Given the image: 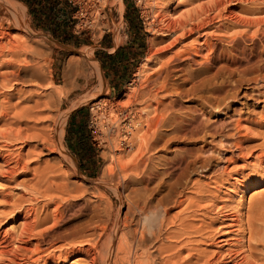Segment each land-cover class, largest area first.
<instances>
[{"label": "rangeland", "instance_id": "obj_1", "mask_svg": "<svg viewBox=\"0 0 264 264\" xmlns=\"http://www.w3.org/2000/svg\"><path fill=\"white\" fill-rule=\"evenodd\" d=\"M197 1L202 3L201 0H196V2L195 0H192V2L190 0H72L74 8L77 7L74 31L71 29V35L69 36H66V34L59 36L50 30V25L45 26V23H41L35 16L30 14L27 11L26 5L21 1L0 0V31L9 32H4L5 34L0 36V52L2 49L5 56L8 57L9 55V58L6 57V59L3 58V54H0V56L2 55V59H5V61H2L0 57V61L2 62L0 63V264H69L70 262V264H72L73 261L71 260L76 259L77 260L74 261L76 263L73 262V264H89L90 262V264H112V256L115 250L110 248L109 251L107 248H101V246H103L102 243L109 230L114 228L123 218L124 212L129 211V214H126L131 216L130 208L136 210V207L141 206L143 202L145 206H142L146 209L143 208L145 210L142 211L136 210V212L135 210H131L134 217L126 216V221L128 224L130 223V228L132 221L138 220L139 226V215H141L142 219V214L144 212L149 217L150 230L152 233L149 232L150 230H146L147 233H145L146 231L144 232L147 238H145L144 242L148 244L143 246V242V244L138 245L137 248L138 250L144 249V251H149V256L151 255L149 259L153 260L151 264H167V261L168 264H231V262L236 263L235 261H237V264H264V62H262L264 59V45H262L264 44V38H262L261 43H256V50H263V52H260L259 55L254 54L251 57V61L249 60L246 62L247 64L244 63L245 61L243 60H237L238 62H231L232 60L223 62L225 61L224 59H218L211 65L213 68H206L207 70L202 69L197 75H191V77L184 74L183 80L175 79L174 76L177 75L175 74L176 71H173V68L183 62V64H188L189 61L186 62V56L191 57L190 55L192 54L191 58L193 59L197 57L199 59L200 57L204 59V55H201L204 51L207 52V50L201 46L202 49L199 51L200 55L198 53L193 54L195 50L193 51V46H189V42L190 40L192 41V38L194 35L196 36V34L186 35V37L181 36L180 38L182 40H180V42L175 41V46L173 45L171 50L175 51L179 45L180 49L177 48V51L182 52L179 55L183 60L177 63V65L175 63L173 64V61H169L170 59L172 60V56H168L169 60L166 57L168 53L172 55V51L167 47L170 35L169 37L167 36L166 30L161 32L163 22L160 21V19L162 17L160 16L158 21V19H156L158 17H156L157 15L155 16V13L160 11L161 14H164V16L162 15L164 18L168 15L166 18L170 19L176 18V16L180 17L181 15L184 17L186 11L187 14L190 11V13H192V9L201 4ZM256 1H258V3L260 2L257 5H261L264 0ZM192 3L197 5L193 6ZM203 3L206 2L203 1ZM228 4L231 7L233 6L232 8L234 9L238 8V1H230ZM252 5H256V3ZM263 6L262 8H264ZM190 8L191 10L189 11ZM263 11L260 13L262 14ZM72 14L73 11L70 16L72 19L71 25L75 20ZM217 17L218 16L213 17L214 19H212L216 23L212 21L214 24L211 23L210 26L204 28L205 30L207 28L206 33L207 31L210 32V28L212 30V27H214L215 24L217 25V23L225 25V18L219 16V19L220 17L223 18L219 20ZM215 18L219 20V22ZM14 19L16 21H14ZM152 20L154 24L151 23ZM154 20L158 24H156ZM160 22H162L161 25ZM236 26H230V28L232 27L234 29L232 30L231 28L232 31L229 30V28L225 29L224 26H221V28L228 30V32L236 31L235 28L237 30L243 28L242 26L240 27V25ZM251 26L249 25L248 30L250 28V31H253L254 29H252ZM154 27L156 29H154ZM158 29H160V31ZM202 30L203 29H201L200 32ZM206 36L208 40L215 39L212 37L215 36V34H207ZM202 37L204 38L203 34L199 35V40H202ZM6 38L7 42L5 41ZM152 39L156 44L153 43ZM2 41L3 44L5 41L6 44L4 45L7 46L8 44L7 48L1 44ZM186 42L188 45L185 46V44H187ZM181 43L185 47H183ZM191 44L190 42V45ZM1 45H3L4 48ZM260 45L261 48H258ZM12 46L15 47L17 50L16 52L19 51L18 53H21L23 56L22 58H24V55L25 59L28 58L26 60H29V64L34 61L40 63L41 60H43L41 63L45 65L47 79H43L40 76L34 77L31 74L27 76L26 72L29 73V68H27L26 71L25 69L26 66L29 67L30 65H28L25 59L22 60L21 57H18L21 55H18V53L16 54ZM21 46L26 47V52H24L25 49ZM161 46L165 47L159 50L158 47L161 48ZM10 47L13 48L14 51L12 48L11 50L14 55L16 54L15 57L18 55V61L21 59L20 63L23 61L22 63L24 64L15 61L17 57H12L13 54L10 51ZM183 48H186L188 53ZM7 49H9L10 54L8 53L9 51H6ZM150 50L153 51V54L150 53L152 55H149L150 58L152 57L150 59L151 62L148 61L147 66H145V64L143 66V61L148 56ZM20 51L25 54L23 55ZM10 56L15 59H11ZM198 58V61L195 60V62L200 64L202 59H200L199 62ZM164 59L167 62H171H168L171 65L166 64V61L163 62ZM255 61L257 63L260 62V65L257 64V66L255 65L256 67L253 66L254 63L256 64ZM195 62L192 64H194V67H197L199 64ZM237 63H239V65L242 64L239 66ZM13 64L20 65L21 67L14 66ZM156 64H160V66ZM164 64L173 67H168L171 70L173 69L171 73L174 72L170 79H172V82L176 80L175 85L182 84V87L180 85H176L175 87L176 89L178 87L180 91L174 88L170 80L169 83H167L168 81L165 82L163 87H167L171 83L173 85L172 88L171 84L170 87L168 86L169 88L162 89L159 87L161 85L160 83L163 82V75L160 72L164 71L161 68L160 70L158 69L159 67L164 68ZM192 64L186 66L188 68H194ZM214 64L215 66H213ZM9 66L12 67V70H9V68L11 69ZM156 66L158 67L156 68ZM217 66H222L223 70L221 72H223L224 78L221 79L219 77L221 72L218 73L214 80V77L210 78L209 81L213 83H209V86L208 79L205 77L210 74V70L212 73ZM249 66H252L250 68L251 70L254 68L255 70L251 71L248 69L249 71L246 74V70ZM13 67L15 68L13 69ZM228 67H231V69L233 68L232 71L235 69V71L232 72ZM239 67L240 69H238V72L244 75L246 74L245 76L241 74L245 79L236 72V69ZM23 68L25 72L22 71ZM212 69L214 70L212 71ZM226 69L230 71L229 73L231 74L229 76L230 78L228 77L227 79L225 78ZM242 69L243 71L245 69V71L242 72ZM224 70L226 71L224 72ZM19 71L23 73L20 76L18 74L20 73ZM153 71L160 73L161 76L159 75V77L162 81H159L161 82L158 81L159 77H155L157 75L156 72L154 73ZM206 72L208 74H206ZM136 73L138 76H135ZM200 73H202V75ZM234 73L237 75L235 74L236 76H232ZM141 74L144 75H142L144 78L139 76ZM223 74H220L221 77ZM148 75L150 77L146 78ZM26 76L31 78L32 83H30L31 81L28 79L24 80L27 78ZM197 76L203 77L195 79ZM154 77L156 79H153ZM9 78L15 81L11 82ZM134 78L136 81H133ZM145 78L148 80L146 84L149 89L146 87L147 85H145ZM191 78L192 81L189 80ZM233 78L234 80H232ZM40 79L47 84L43 83ZM143 79L145 81H143ZM185 79L188 80L189 83L188 81L186 82ZM228 79H230V81L232 80L235 84ZM239 79L241 83H237L236 85V82L240 81ZM216 81L218 84L215 83ZM149 82L152 83L151 86H149V84H151ZM192 82H194L195 85H193ZM227 82L230 83L231 87ZM137 83L139 84L138 86ZM205 83L208 85H205ZM214 83L215 88L210 91L209 87H211V85L214 87ZM157 84L159 86H156ZM197 84L202 87H198ZM47 86H49V89ZM216 86H219L218 88L220 89ZM155 87L157 88V92L156 89H154L156 93L153 91ZM196 87L203 91L200 92ZM144 88L148 90L149 94ZM159 88L162 89L161 93L166 89L164 98H162L163 96L161 97L163 93H158ZM170 88L172 90L174 88L176 92L174 90H171V93H169L170 91L167 92ZM53 89L56 92H54V96H47L48 91ZM127 90H129V94L132 96L127 98L128 102L126 103L127 100L124 101L122 95ZM135 90L137 91L135 92ZM183 90L187 91V95H185L186 91L184 93ZM188 90H193V92L189 91L188 93ZM182 91L183 96L181 94ZM57 92L60 93V95ZM150 93L151 95L153 93L151 98L149 97ZM154 93L156 97L163 100L165 103L168 100V104L171 103L173 98H178V102L176 101L177 99H174L170 104L171 106L166 105L169 108L172 107L166 110L169 115L174 112L172 110L177 109L178 111L175 110L177 114L174 115L173 113L171 115L173 118L169 116V121L167 119L168 122L163 126L161 125V132L164 134H160L158 136L159 139L156 137L152 142V144L155 143L157 146L153 144L156 146L155 147L151 144L154 147L152 149L151 146H148L150 148L144 146L148 151L145 149L143 150L142 147L143 153L140 154L142 152L140 149L141 146H138L139 148L137 149L136 145H138V141L130 132H134L133 134L140 132V129L136 126L135 120L139 118V112L146 110L143 112L142 117L149 114V109L147 110V108L151 109V105L149 106L148 103L150 100L152 101V99H154ZM166 94L172 99H167L168 97L165 98ZM142 95L147 100H145ZM216 99L217 101H215ZM35 100L36 102L33 103ZM46 100H49V104L51 101L55 103L54 105L51 104L53 107H50L49 104V108L48 106H44V103L47 105L45 102ZM132 100L133 102H131ZM37 101H39V103L42 102L39 104L40 107L37 109L32 108L34 104L38 105ZM96 101L99 103L95 104ZM121 101L123 102L122 104H120ZM136 101L139 104H137ZM176 102L179 104H176ZM211 103L214 106L217 104L220 105L216 108V106L214 107ZM91 104L94 106L90 109L89 106ZM142 106L145 110L142 109ZM173 106L176 107L174 108ZM139 108L141 109L139 110ZM34 111L36 114L38 112V114H41L39 116L35 114L37 117H34ZM189 111H192L194 116H192L193 114H189L191 113ZM29 112L31 115L26 116ZM178 112L181 114L179 115ZM186 114L191 116V120L192 118L194 119L193 123L189 122L190 119ZM112 115L114 117H112ZM174 116L183 119L187 117V119H189L187 121L188 124L178 121ZM113 118H116V120ZM121 118H123L124 121ZM201 121L203 123H200ZM116 122L118 126H120L117 137L120 135L119 138H122V134H126L125 130H130V134H126V139L129 138L128 142L125 141L121 143V153L119 149L115 148L116 146L110 145L109 141L111 142L113 138V131L106 128L108 125L113 128L114 125L112 124ZM171 122H173L171 125L172 127H170L169 130L166 129L168 125L170 126ZM176 123L179 126L176 125ZM183 124L187 126H180ZM191 124L194 125L191 126ZM184 127L187 128L185 129ZM178 131L181 132L176 134ZM183 131H185L186 134ZM165 132H173L174 134H166ZM44 136L51 138V140L48 138V143L53 141V143H49L50 145L55 144L52 145L50 149L46 147L48 144L45 139L47 138ZM160 136L162 138H160ZM130 137H133L132 142L130 141ZM43 138H45L44 140L46 143L42 140ZM134 142H136V145ZM125 143L130 145H125ZM134 145L136 147H134ZM38 146L40 151L38 150ZM46 148L48 149L43 150ZM149 150L150 153H148ZM113 151L116 152L113 153ZM136 152L140 153L138 154ZM144 153H146V155ZM147 153L152 154V156ZM114 154L115 156L122 155L121 159H124H122L120 163L124 166L122 167L120 165L121 170L117 169L120 168V166L118 165L119 162L114 160L118 157H115ZM111 155L114 157L109 158ZM147 155L148 158L145 159L146 162H144V164L142 160L146 158ZM141 157H143L142 160ZM135 158L138 159L135 160ZM149 159L151 160L149 161ZM111 160L112 162H109ZM139 160L142 161L140 165L136 164ZM123 161L127 163L125 162L126 164L124 165L122 164ZM134 161L136 162V167H138V165L142 167L135 169L133 166L132 168ZM110 164H112V171L108 170V172H111L108 174L106 171L108 168L106 167ZM116 164L118 166H116ZM129 164L132 165L130 166ZM128 165L130 167H128ZM130 168H132L131 171L129 170ZM140 168L142 170L136 172L137 175H135L133 169L138 171ZM128 171L133 172L134 177H132V173H130L131 176L129 177V175H127L129 174ZM45 172H47V176ZM125 172L127 173L125 174ZM64 173L67 175L65 177L69 180H65ZM55 174L60 177L63 175L64 180L58 178V176L55 178L53 176ZM127 178H129L128 181L126 180ZM237 179L240 181V186L245 188V190L244 188L242 189V187H240L241 189L239 188L242 190V195L241 193H234L236 188H238L236 185ZM58 181L60 182L58 183ZM75 182H77V185H75ZM61 183H66L63 185H66V187H62L63 189L65 188V190L67 189V195L69 190H72L69 192V194L72 193L71 196L69 195L70 198L65 197V191L63 195L56 192V189H61V187H59ZM78 183L83 188L85 187L84 190L86 191H81L80 189L83 188H81ZM144 183H146L147 189L143 190V193L139 190L144 186ZM57 184H59V186H57ZM53 185L58 188L55 187L56 189H54ZM73 185L78 187L74 188ZM71 186L73 188H71ZM49 187L53 188L52 191ZM136 187H138L137 191H135ZM61 190L58 192L61 193ZM79 190L80 193L83 192V194H79ZM74 192L75 194L77 192V195H75ZM131 193L136 194L134 197H137L138 202H136L135 198L134 200L136 203L132 200L133 194ZM142 194H147L149 196L147 197L145 195V197H143L144 195L142 196ZM59 196H63L66 199L63 198L61 201ZM72 196L75 197L73 198ZM143 198H146L145 201H143ZM161 198V202L158 201V199ZM67 199L70 201H66ZM130 202L133 206H131ZM146 202L148 206L145 204ZM157 203H160V206ZM63 204L66 205V208H64L65 206ZM96 205H98L97 208ZM149 206L150 209L147 211ZM161 206H163L165 210ZM160 207L161 209H159ZM98 209L99 212L101 211V214H96L97 212H95V210L98 211ZM105 209L109 211V215L105 214ZM157 211L159 215L155 213ZM31 213L35 221L37 218H40L37 220L40 221L38 225L33 218L31 219ZM34 213L37 218L34 217ZM51 213L55 214L53 215ZM232 214H235L237 217V225L229 224ZM56 217L59 218H57V223L54 221ZM52 218L55 219L53 220ZM22 219H25V224L27 220L29 221L27 222V224L29 223L28 226L30 224L33 226H30V228L25 226V228H28V231H26L27 229L25 230L26 233L24 231L25 228H23L24 226L20 231L21 228L19 225ZM101 219L106 221V228L105 231L99 233V235L95 237V235L91 233L98 234L96 231L98 232L97 229L100 231V227L97 225L99 222L103 221ZM90 220L99 221L98 223L95 222V224H91ZM157 223L160 224L157 225ZM83 226L87 229L84 230ZM92 226L93 229H96L94 230L95 232L93 229H90ZM154 227H157L156 229L159 232L156 231ZM21 232L24 234L22 235ZM146 234L148 236H146ZM80 235H83V239L79 237ZM157 235L160 238H157L159 239L158 241H156L157 239L155 238V236L158 237ZM20 237L22 239H20ZM76 238L79 241H77ZM84 238L86 241H84ZM127 238L129 237L127 236ZM148 240H150V242ZM132 244V248L134 247L133 249H135V244ZM154 244L156 246L159 245L158 249H156ZM89 246H91L95 255L92 261L89 260L88 256L85 254L83 255ZM123 249L121 252H125V246H123ZM99 250L100 253L103 252L102 255L104 260L101 259L102 255L99 257ZM121 252L118 253L126 257L124 252ZM130 254L131 257L129 256V260L130 258L132 260V253ZM124 262L121 261L117 264L131 263H127L125 260Z\"/></svg>", "mask_w": 264, "mask_h": 264}, {"label": "bare ground", "instance_id": "obj_2", "mask_svg": "<svg viewBox=\"0 0 264 264\" xmlns=\"http://www.w3.org/2000/svg\"><path fill=\"white\" fill-rule=\"evenodd\" d=\"M113 1H120V0H113ZM191 2H192V0H190ZM202 1V3L200 2V1H197V2H200L201 4H199L198 5V7L197 6H195V5H197V4H193V6H195L194 8L193 7H191V8H193L192 9V13H190L191 11V8L189 9V11L190 12H188V14H187V11H186V15H184L183 13V15H184V17H182V15L180 16V15H178V16H180V17H182V18H180V17H177L176 16V18H164L163 16H164V14H161L160 13V11H158V12H156L155 13V16L156 17H158V18H156L155 16V18L156 19H158V21H159V17L161 16L162 18L160 19V21H162V22H160V25H161V23L163 24V28H162V30H161V32H163V30L165 31H167V36L169 37V35H170V38H169V40H168V44H167V47L168 48H170V50H171V47L174 45V43H175V41H178V42H180V40H182L180 37L181 36H185L186 37V35H191V34H196V36L194 35V37L192 38V41L190 40V42L192 43L191 45H190V42L188 41V40H186V41H188L189 42V46L191 47V46H193L194 47V49H193V51L195 50V52H193V51H191L190 49H188L189 51H191V52H193V54H196V53H200L199 51H201L200 49H202L201 48V46L205 49V50H207V52L206 51H204V53L201 55V56H203L204 55V59H202L201 57H200V59H202L201 60V62H200V59H199V62H200V64L198 63V62H195V60L196 61H198L197 60V58L196 59H193V58H191L192 57V54L190 55L191 57H189V56H186L187 58H186V62H188V64L186 63V64H180V65H178V66H175L174 68L173 67H171V66H169V65H171V64H169V63H171V62H169V61H173V64L175 63L176 65H177V63H180L181 62V60H183L182 59V57L179 55L180 53H182L181 51H177L178 49H180L179 48V45L177 46V48L175 49V51H172V55L170 54V53H168L167 54V58H168V60H169V57L170 56H172V60L170 59L168 62L164 59L163 60V62L164 61H166L167 63L166 64H169L168 66H166L165 64V66H164V68L163 67H159V69L158 70H160V68L161 69H163V71L164 72H160V73H162V75H163V82L162 83H160L161 85L159 86L158 84L156 85V86H159L160 88H167L168 86L170 87L171 85L169 84L167 87H163L164 86V84H165V82H167V83H169V80H170V82H172L171 80L172 79H170L171 78V75H173V73H171V71L173 70V71H176L175 72V74L177 75V76H174L175 77V79H179V80H183V78H184V74H187V76L189 77H191V75H197L199 72H201L202 71V69L204 70H207L206 68H213V67H211V65L215 62V60H218V59H224L225 61H223V62H229V61H231V62H236L237 60H243V61H245L244 63H246V62H248L249 60L251 61V57L254 55V54H260V52L262 53L263 52V50H256V43L257 42H259V43H261V40H262V38H264V8H262V6H263V4H264V1L261 3V5H257V4H259L258 3V1H256V0H201ZM203 1L204 2H206V3H203ZM230 1H238V8H236V9H234V8H232L228 3L230 2ZM256 1V2H255ZM189 2V1H188ZM194 2V1H193ZM195 2H196V0H195ZM254 3H256V5H252V4H254ZM191 4V3H190ZM232 4V3H231ZM234 4V3H233ZM264 7V6H263ZM262 9V10H261ZM12 10V9H11ZM261 11H263V13L261 14L260 12ZM211 12V13H210ZM253 16H252V15ZM261 14V15H260ZM15 15V14H14ZM163 15V16H162ZM251 15V16H250ZM256 15V16H255ZM13 16V15H12ZM216 16H218L217 17V19H219V16H221V17H223V18H225L224 19V24L225 25H223V24H219V23H217V25L215 24V26L214 27H212V30H211V28H210V32H208L207 31V33H206V30H207V28H206V30L204 29L205 27H207V26H210L211 25V23L212 24H214L212 21H214V20H212V19H214L213 17H216ZM153 17V18H154ZM220 17V19H223V18H221ZM14 18H15V16H14ZM154 18V19H155ZM13 19V18H12ZM16 19V18H15ZM14 19V21H16ZM155 19V20H156ZM216 19V18H215ZM216 19V20H217ZM219 19V20H220ZM154 20V22H156ZM219 20H217L218 22H219ZM13 21V22H14ZM157 21V22H158ZM156 22V24H158ZM215 22V21H214ZM151 23H153V20H152V22ZM216 23V22H215ZM154 24V23H153ZM152 24V25H153ZM155 24V25H156ZM16 25V24H15ZM236 25H240V27L242 26L243 28H240L239 30H237L236 28H237V26ZM249 25L251 26V25H254V26H251V28L252 29H254L253 31H250V28H249V30H248V27H249ZM157 26V25H156ZM159 26V25H158ZM221 26H224V28L225 29H228L229 28V30H231V28H230V26H236V28H235V30L236 31H233V32H228V30H224V29H222L221 28ZM159 27H161V26H159ZM253 27H255V28H253ZM151 28H152V26H151ZM238 28H239V26H238ZM6 29V28H5ZM4 29V30H5ZM154 29H156L155 27H154ZM161 29V28H160ZM160 29H158L159 31H160ZM201 29H203L201 32H200V30ZM251 29V30H252ZM1 30H2V28H1ZM232 30H234L233 28H232ZM231 30V31H232ZM248 30V31H247ZM227 31V32H226ZM250 31V32H249ZM5 31H0V36H3L6 32L7 33H9L8 31H6L5 33H4ZM156 32V31H155ZM201 34H203L204 35V38L202 39V40H199V35H201ZM207 34H215V36H212V37H214L215 39L214 40H208V38H207ZM10 35V34H9ZM166 35V34H165ZM8 36V35H7ZM210 36V35H209ZM6 37V36H5ZM10 37V36H9ZM166 37V36H165ZM184 37V38H185ZM188 37V36H187ZM192 37V36H191ZM201 37V36H200ZM156 38V37H155ZM211 38V37H210ZM9 39V38H8ZM164 39V38H163ZM187 39V38H186ZM2 40V39H1ZM150 40V39H149ZM165 40H167V39H165ZM164 40V41H165ZM223 40H224V45H223ZM225 40H226V42H225ZM5 41L7 42V38L5 39ZM5 41H4V44H6L5 43ZM9 41V40H8ZM152 41H153V43H155V41L152 39ZM152 41H151V44L153 45V43H152ZM10 42H12V41H10ZM167 42V41H166ZM149 43V42H148ZM183 43H185V42H183ZM187 43V42H186ZM218 43V44H217ZM1 44H3V41H2V43ZM3 44V45H4ZM12 44V43H11ZM14 44V43H13ZM150 44V45H151ZM156 44V43H155ZM3 45H1V46H3ZM10 45V44H9ZM165 45V44H164ZM181 45H182V43H181ZM186 45H188V43L187 44H185V46ZM262 45H264V44H262ZM4 46H6V45H4ZM4 46H3V48H4ZM11 46V45H10ZM14 46H17V45H14ZM14 46H12V47H14ZM19 46V45H18ZM166 46V45H165ZM165 46H161V48L160 47H158V49L160 50V49H163L162 47H165ZM175 46V45H174ZM183 46V45H182ZM185 46H183V47H185ZM8 47V44H7V46L5 47V48H7ZM12 47H10V51L12 52V50H13V48ZM25 49V51L22 49ZM21 47H19V48H21L24 52H26V47L24 46H21ZM157 47V46H156ZM155 47V48H156ZM261 48V45L260 46H258V48ZM11 48H12V50H11ZM18 48V47H17ZM14 49H15V47H14ZM173 49V50H174ZM182 49V48H181ZM184 49V48H183ZM154 50V49H153ZM184 50H186L187 51V49L185 48ZM6 51H9V49H7ZM10 51L8 52L9 54H10ZM14 51V50H13ZM17 50L15 49V52H16ZM33 51V50H32ZM157 51V50H156ZM156 51H155V53H156ZM161 51H163V50H161ZM166 51V50H165ZM168 51V50H167ZM1 52H2V49H1ZM0 52V54H3L4 55V57L3 58H6L7 56H5V54L2 52L1 53ZM5 52V51H4ZM19 52V51H18ZM18 52H16V54L18 53ZM20 52H22V51H20ZM24 52H22L23 53V55L25 54ZM153 51L152 50H150V52H149V54H148V56L144 59V61H143V66H144V64H145V66H147V64H148V61H150V59L152 58H150V56L153 54L152 53ZM158 52V51H157ZM170 52V51H169ZM185 52V51H184ZM7 53V54H8ZM150 53H152V54H150ZM187 53H188V51H187ZM202 53V52H201ZM6 54V55H7ZM12 54H13V56L12 57H15V55H14V53L12 52ZM11 54V55H12ZM27 54V53H26ZM18 55H21V53L19 54L18 53ZM17 55V56H18ZM33 55V54H32ZM31 55V56H32ZM35 55V54H34ZM150 55V56H149ZM187 55V54H186ZM189 55V54H188ZM200 55V54H199ZM257 55V56H258ZM16 56V57H17ZM27 56V55H26ZM38 56V55H37ZM154 56V55H153ZM169 56V57H168ZM184 56V55H183ZM263 56H264V53H263ZM1 57V59H2V55L0 56ZM11 56H10V58L11 59H13ZM15 57V58H16ZM18 57H21V59L22 60H24L25 59V55H24V58H22L23 56L21 55V56H18ZM18 57H17V59H15V61L16 62H18V63H20V60L18 61ZM33 57V56H32ZM181 57V58H180ZM256 57V56H255ZM254 57V58H255ZM7 58H9V55H8V57ZM6 58V59H7ZM31 58V57H30ZM165 58V57H164ZM166 58V59H167ZM195 58V57H194ZM254 58H253V60H254ZM13 59V60H14ZM26 59H28V58H26ZM25 59V60H26ZM42 59V58H41ZM263 59V58H262ZM5 61V59H2V61ZM31 60H32V58H31ZM31 60H30V63H31ZM35 60H37V59H35ZM185 60V59H184ZM233 60H235V61H233ZM257 60H260V59H257ZM8 61V60H7ZM10 61H12V60H10ZM33 61H34V59H33ZM39 61V60H38ZM43 60H41V62H42ZM153 61V60H152ZM14 63V64H17V63ZM23 61H21V63H22ZM26 62H28V65H30L29 67H27L26 66V69H25V71L27 70V68H29L28 70H29V73H27L26 72V74H27V76H29L28 74H31V75H33L34 77H41V78H43V79H45L46 78V71H45V65L43 64V63H39V62H37V61H34V62H32L31 64H29V60H26ZM26 62H25V64H26ZM151 62V61H150ZM163 62H162V64H163ZM196 63V64H199L197 67L195 66L194 67V64H192V63ZM219 62V61H218ZM238 62V61H237ZM240 62V61H239ZM256 62V61H255ZM262 62H264V59L262 60ZM0 63H2L1 61H0ZM20 63V64H21ZM46 63V62H45ZM160 63V62H159ZM220 63V62H219ZM7 64V63H6ZM5 64V65H6ZM10 64V63H9ZM8 64V65H9ZM13 64V65H14ZM22 64H24V63H22ZM47 64V63H46ZM190 64H192V66L194 67V68H188L186 65H190ZM216 64V63H215ZM215 64L213 65V66H215ZM228 64H230V63H228ZM234 64V63H233ZM238 65H239V63H237ZM242 64V63H241ZM240 64V65H241ZM247 64V63H246ZM245 64V65H246ZM257 64H259L260 65V62H256V64L254 63V65L253 66H257ZM4 65V66H5ZM156 65H159L160 66V64H156ZM182 65V66H181ZM222 65V64H221ZM225 65V64H224ZM237 65V66H238ZM239 65V66H240ZM250 65V64H249ZM258 65V66H259ZM14 66H20V65H14ZM149 66V65H148ZM161 66H163V65H161ZM173 66V65H172ZM223 66V65H222ZM222 66H217L216 68H214V69H212V73L209 71V73L210 74H208L207 72H206V74H208V76L207 77H205L206 79H208L207 81H208V84L209 83H211L212 81H209L210 80V78H213V80L217 77V74L218 73H220L223 69H222ZM228 66V65H227ZM246 66H248V65H246ZM255 66V67H256ZM9 67H11V66H9ZM21 67V66H20ZM22 67H24V66H22ZM152 67V66H151ZM158 66H156V68H157ZM168 67H170V68H173L172 70L170 69V68H168ZM232 67V66H231ZM231 67H228V69H231ZM244 67V66H243ZM252 67V66H251ZM250 66H249V68H247V70H246V74H247V72L249 71L248 69H250L251 68ZM15 67H13V69H14ZM144 68V67H143ZM209 68V69H210ZM224 68V67H223ZM234 68H236V67H234ZM254 68V67H253ZM258 68V67H257ZM263 68V67H262ZM19 69H22V68H19ZM149 69V68H148ZM233 69V68H232ZM232 69H231V71H232ZM238 69H240V67L239 68H237L236 69V72H238ZM245 69H246V67H245ZM245 69H244V71H245ZM7 70V69H6ZM9 70H12V67H11V69L9 68ZM138 70H140V69H138ZM141 70H142V68H141ZM140 70V71H141ZM152 70H153V68H152ZM157 70V71H158ZM227 70V69H226ZM226 70H224V72L226 71ZM251 70V69H250ZM252 70H255V68L254 69H252ZM251 70V71H252ZM257 70H259V69H257ZM21 71V70H20ZM19 71V72H20ZM22 71H24V68H23V70ZM24 71V72H25ZM143 71H144V69H143ZM162 71V70H161ZM233 71H235V69L233 70ZM232 71V72H233ZM242 72H244L243 71V69L241 70ZM250 71V72H251ZM17 72H18V70H17ZM139 72V71H138ZM142 72V71H141ZM140 72V73H141ZM145 72V71H144ZM143 72V73H144ZM151 72V71H150ZM154 72V71H153ZM156 72V71H155ZM154 72V73H155ZM230 71H228L227 70V72H225L226 74H225V78L227 79L231 74L229 73ZM254 72V71H253ZM15 73V72H14ZM14 73H9V74H14ZM21 73V72H20ZM18 73L19 74V76L20 75H22L23 73ZM160 73H157L156 72V75L157 76H155V77H159V75H160ZM204 73V72H203ZM222 74H223V72H221ZM220 73V74H221ZM239 73V72H238ZM2 74V73H1ZM5 74V73H4ZM3 74V75H4ZM6 74L8 75V73L6 72ZM6 74H5V76H6ZM17 74V75H18ZM49 74H50V72H49ZM153 74V73H152ZM151 74V75H152ZM201 75H202V73H200ZM199 74V75H200ZM216 74V75H215ZM219 74V77L222 79V78H224L223 76H224V74L222 75V77H221V75ZM236 73H234L232 76H236L235 75ZM240 75L241 74H243V73H239ZM245 74V75H246ZM2 75V76H3ZM25 75V74H24ZM23 75V76H24ZM143 74H141V75H139L140 77L142 76ZM147 75V74H146ZM150 75V74H149ZM148 75V77H146V78H149L150 76ZM155 75V74H154ZM204 75V74H203ZM244 75V74H243ZM244 75V76H245ZM4 76V77H5ZM11 76V75H10ZM14 76V75H13ZM12 76V77H13ZM19 76H16V77H19ZM26 76V77H27ZM135 76H138V74L136 73L135 74ZM144 76V75H143ZM142 76V78H144ZM153 76V75H152ZM161 76V75H160ZM231 76V77H232ZM242 76V75H241ZM244 76H242V78L244 77ZM140 77H138V78H140ZM153 78V79H156V78ZM199 76H197V77H195V79L196 78H198ZM201 77H203V76H201ZM201 77H199L198 79H200ZM15 78V77H14ZM19 78H21V77H19ZM137 78V77H136ZM145 78V80L143 79V81H145V85H147L146 84V82L148 81L147 79ZM173 78V77H172ZM192 78H194V77H192ZM192 78L191 79H189V80H191L192 81ZM230 78V77H229ZM235 78V77H234ZM234 78L232 79V80H234ZM237 78V77H236ZM240 78V77H239ZM242 78H240V79H242ZM10 79V78H9ZM15 79H17V78H15ZM29 80V81H31V78L30 77H27L26 79H24V80ZM32 79H33V77H32ZM38 79V78H37ZM37 79H35V80H37ZM47 79V78H46ZM239 79V80H240ZM244 79H245V77H244ZM248 79V78H247ZM249 79H251V78H249ZM11 80V82L12 81H15L14 79L12 80V79H10ZM18 80V79H17ZM34 80V81H35ZM41 80V79H40ZM136 81V79L134 78L133 79V81ZM152 80V79H151ZM150 80V81H151ZM159 80H161L162 81V79H160V77L158 78V81ZM178 80V81H179ZM202 80V79H201ZM212 80V79H211ZM223 80H225V79H223ZM229 81H230V79H228ZM232 80L230 81V82H232ZM237 80V79H236ZM236 80H235V82H236ZM33 81V82H34ZM42 81V80H41ZM157 81V82H158ZM161 81H159V82H161ZM176 81V80H175ZM172 82L173 83V85H174V88L176 87V85L177 86H179L178 84H176L175 85V83L176 82ZM185 81L187 82L188 80H186L185 79ZM185 81H183V82H185ZM197 81V80H196ZM195 81V82H196ZM226 81V80H225ZM243 81V80H242ZM252 81V80H251ZM43 82V81H42ZM47 82H50V81H47ZM152 82V81H151ZM151 82H149V83H151ZM156 82V83H157ZM222 82H224V81H222ZM16 83V82H15ZM30 83H32V81L30 82ZM43 83H45V84H47L46 82H43ZM136 83V82H135ZM148 83V84H149ZM155 83V84H156ZM179 83H181V82H179ZM188 83H189V81H188ZM197 83V82H196ZM213 83V82H212ZM216 84H218L217 83V81L215 82ZM215 83L213 84V86L214 87H212V85H211V87H209V90L210 91H212L214 88H215ZM227 83H229V82H227ZM232 83H234V82H232ZM237 83L239 84V83H241V80L238 82H236V85H237ZM44 84V85H45ZM49 84V83H48ZM139 84H140V81H139ZM138 83H137V86L139 85ZM142 84H143V82H142ZM192 84L193 85H195L194 84V82H192ZM203 84V83H202ZM208 84H206L205 83V85H208ZM235 84V83H234ZM11 85V84H10ZM131 85V84H130ZM145 85H144V87H145ZM152 85V83L151 84H149V86H151ZM173 85L171 86V88L173 87ZM191 85V84H190ZM198 85V84H197ZM220 85V84H219ZM227 85V84H226ZM228 85H230V83L228 84ZM43 86V85H42ZM49 86H50V84H49ZM49 86H47L48 87V89H49ZM136 86V87H137ZM181 87H182V84L180 85ZM202 87L201 85H198V87ZM209 86H210V84H209ZM232 86H235V85H232ZM18 87V86H17ZM133 87V86H132ZM135 87V86H134ZM148 89H149V87H148V85L146 86ZM168 87V88H169ZM180 87V88H181ZM183 87H184V85H183ZM198 87H196V88H198ZM217 87V86H216ZM219 87V86H218ZM217 87V88H218ZM230 87H231V85H230ZM238 87V86H237ZM151 88V87H150ZM159 88V89H160ZM169 89V90H167V92H169V93H171L173 90H174V88H173V90L172 89ZM211 88V89H210ZM236 88V87H235ZM21 89H23V88H21ZM134 89H138V88H134ZM154 89H156V92H157V88L155 87V88H153V91L155 92V90ZM158 89V93L160 92L161 93V90L162 89H160L159 90ZM176 89V88H175ZM193 89H195V88H193ZM199 89V88H198ZM218 89H220V88H218ZM223 89V88H222ZM58 90V89H57ZM59 90H60V88H59ZM59 90H58V92H59ZM144 90H147L146 88H144ZM152 90V89H151ZM166 90V89H165ZM163 91L162 93H163V95H161V97L162 98H164V94L166 93V91ZM172 90V91H171ZM176 90H178V87H177V89ZM196 90V89H195ZM200 90V89H199ZM206 90V89H205ZM205 90H204V92H205ZM208 90V91H209ZM24 91V90H23ZM137 90H135V92H136ZM150 91V90H149ZM153 91H150V92H153ZM175 91V90H174ZM178 91H180V90H178ZM177 91V92H178ZM184 91V90H183ZM183 91L181 92V94H182V96H183ZM186 91V90H185ZM185 91H184V93H185ZM189 91L191 92H193V90H188V93H189ZM203 90H200V92H202ZM209 91V92H210ZM216 91V90H215ZM22 92V91H21ZM54 92H55V90L53 89V90H50V91H48V93H47V96L49 95V96H54ZM57 92V93H58ZM63 92V91H62ZM142 92V91H141ZM147 92H148V90H147ZM155 92V93H156ZM165 92V93H164ZM176 92V91H175ZM175 92H173V93H175ZM206 92H207V90H206ZM214 92V91H213ZM213 92H211V93H213ZM56 93V92H55ZM146 93V92H145ZM144 93V94H145ZM155 93H154V96H155ZM159 93V94H160ZM161 93V94H162ZM168 93V94H169ZM180 93V92H179ZM210 93V94H211ZM59 95H60V93H58ZM133 94H136V93H133ZM137 94H138V92H137ZM143 94V95H144ZM147 94V93H146ZM148 94H149V92H148ZM196 94V93H195ZM32 95V94H31ZM139 95V94H138ZM142 95V97L143 98H145L144 96ZM158 95V94H157ZM169 95H171V94H169ZM175 95H177V94H175ZM179 95V94H178ZM185 95H187V91H186V94ZM124 98H126V99H124L123 98V100L125 101V100H127V98H130V96H132L131 94H129V90H127L126 92H124L123 93V95H122ZM134 96V95H133ZM137 96V95H136ZM141 96V95H140ZM151 96H153V93H152V95H151V93H150V95H149V97L151 98ZM203 96V95H202ZM55 97H57V96H55ZM54 97V98H55ZM135 97V96H134ZM159 97H160V95H159ZM166 97H168L167 96V94H166V96H165V98ZM173 97H176V96H173ZM180 97V96H179ZM28 98H30V97H28ZM47 98V97H46ZM122 98V97H121ZM138 98V97H137ZM153 98V97H152ZM170 97H168L167 99H169ZM49 99V98H48ZM149 99V98H148ZM172 98H170V100H171ZM175 98H173V100H174ZM177 99V100H176ZM175 100L178 102V98H176ZM210 99V98H209ZM209 99H208V101H209ZM212 99V98H211ZM37 100V99H36ZM36 100L35 101H33V103H35L36 102ZM122 100V101H123ZM135 100V99H134ZM144 100V99H143ZM145 100H147L146 98H145ZM166 100V99H165ZM172 100V101H173ZM219 100V99H218ZM103 101V100H102ZM120 102V104H122L123 102ZM140 101V100H139ZM168 101V100H167ZM166 101V103L163 101V100H161V99H159L158 97H154V99H152V101L150 100L149 101V106L151 105V109L150 108H147V110H148V115H146V116H143L142 117V114H143V112H145L146 110L143 108V106H142V109L143 110H145V111H143V112H139V118H137L136 120H135V122H136V126L138 127V129H140V132L139 133H136V134H133L134 132H130V133H132V135L134 136V138L136 137V139H137V141H138V145H136V142H134L135 143V145L137 146V149L139 148L138 146H141V151H142V147H143V150L145 149V147H148V146H151V149L152 148H154L153 146H155L156 144L155 143H153V144H155V145H153L152 144V142L155 140V138L157 137L158 139H159V135L160 134H164L163 132H161L162 130H161V125L163 126V125H165V123L166 122H168L169 121V116L170 117H172L171 115L174 113V115H176L177 113H175V110H177V109H175V110H172V111H174V112H172L171 113V115H169V113H167V111L166 110H168V108L169 107H167L168 105L169 106H171L170 104L172 103V101H171V103H169L168 104V102ZM200 101H202V100H200ZM203 101H204V99H203ZM206 101V100H205ZM215 101H217V99L215 100ZM223 101V100H222ZM46 103H47V105L44 103V106H48V104H49V100H46L45 101ZM101 102V101H100ZM117 102H119V101H117ZM128 102V100L126 101V103ZM130 102V101H129ZM131 102H133V100L131 101ZM130 102V103H131ZM137 102V101H136ZM161 102V103H160ZM164 102V103H163ZM176 102V104H179V103H177ZM225 102V101H224ZM37 103H38V105H35L34 104V106H33V104H32V108H34V109H37L38 107H40V103H42V102H40L39 103V101H37ZM36 103V104H37ZM99 102L98 101H96L95 102V104H98ZM102 103V102H101ZM105 103V102H104ZM135 103V102H134ZM142 103V102H141ZM144 103H146V102H144ZM173 103H175V102H173ZM215 103V102H214ZM51 104H55V103H52V101H51V103L49 104L50 105V107L52 106ZM132 104V103H131ZM137 104H139L138 102H137ZM161 104V105H160ZM207 104V103H206ZM209 104H210V102H209ZM216 104V103H215ZM99 105H101V104H99ZM115 105H116V103H115ZM125 105V104H124ZM124 105H122V106H124ZM167 105V106H166ZM203 105H204V103H203ZM211 105H213L212 103H211ZM210 105V106H211ZM220 104H217V105H215L216 106V108H218V106H219ZM36 106V107H35ZM43 106V105H42ZM118 106V105H117ZM121 106V107H122ZM126 106V105H125ZM214 106V105H213ZM214 106V107H215ZM30 107V108H31ZM53 107V106H52ZM146 107V106H145ZM174 108L176 107V106H173ZM201 107H203V106H201ZM207 107V106H206ZM31 108V109H32ZM48 108H49V106H48ZM123 108V107H122ZM126 108H127V106H126ZM131 108V107H130ZM170 108H172V107H170ZM169 108V109H170ZM181 108V107H180ZM47 109V108H46ZM132 109V108H131ZM130 109V110H131ZM141 108H139V110H140ZM199 109V108H198ZM206 109V108H205ZM212 109V108H211ZM29 110V109H28ZM33 110V109H32ZM32 110H30V111H32ZM116 110V109H115ZM119 110V109H118ZM124 110V109H123ZM193 110H195V109H193ZM192 110V111H193ZM201 110V109H200ZM199 110V111H200ZM27 111V110H26ZM122 111V110H121ZM127 111V110H126ZM142 111V110H141ZM178 111V110H177ZM192 111H189V112H191V113H189V114H193L192 116H194V113H192ZM202 111V110H201ZM206 111H208V110H206ZM104 112V111H103ZM133 112V111H132ZM132 112H131V114H132ZM169 112H171V111H169ZM179 112H181V111H179ZM178 112V114L180 115L181 113H179ZM196 112V111H195ZM27 113H28V111H27ZM34 113V117H37V116H39L40 114H36V112L34 111L33 112ZM147 113V112H146ZM200 113V112H199ZM202 113V112H201ZM211 113V112H210ZM37 116H36V115ZM121 114V113H120ZM126 114H128V113H126ZM187 115L186 114V116H188V118L190 119L191 118V116L190 115ZM29 115H31V113L29 112V114H26V116H29ZM117 115V114H116ZM125 115V114H124ZM141 115V116H140ZM203 115H204V113H203ZM182 116V115H181ZM180 116V117H181ZM185 116V117H186ZM112 117H114L113 115H112ZM116 117V116H115ZM125 117V116H124ZM142 117V118H141ZM175 117V116H174ZM183 117V116H182ZM118 118V117H117ZM120 118V117H119ZM173 118V117H172ZM175 118H177V117H175ZM184 118V117H183ZM183 118H177V120L178 121H182V122H186L187 124H188V120L189 119H187V117H186V119H183ZM195 118V117H194ZM113 119H115L116 120V118H113ZM122 120H123V118H121ZM128 119V118H127ZM167 119H168V121H167ZM47 120V119H46ZM114 120V121H115ZM171 120V119H170ZM124 121V120H123ZM128 121V120H127ZM131 121V120H130ZM193 121H194V119L192 118V120L190 119L189 120V122L191 123H193ZM134 122V121H133ZM132 122V123H133ZM134 122V123H135ZM175 122H176V120H175ZM32 123V122H31ZM129 123V122H128ZM172 123L173 122H171L170 123V126L168 125L167 126V128L166 129H168L169 130V128L170 127H172L171 125H172ZM189 123V124H190ZM200 123H203L202 121L200 122ZM130 124V123H129ZM112 125H114L113 126V128L111 127V126H109L108 125V127H106V128H108V130H110V131H113V138L111 139V142L109 141V143H110V145H114V146H116L115 148L116 149H119V151H120V147H121V143H124L125 141H127L128 142V139H126V137H127V133L128 134H130L129 133V131L130 130H125V133L126 134H122L123 135V137L122 138H119V136L117 137V132H118V130H120L119 129V127L120 126H118V123L116 122V123H114V124H112ZM176 125H178L177 123H176ZM175 125V126H176ZM187 126L186 124H183V125H180V126ZM192 125H194V124H191V126ZM203 125V124H202ZM124 126V125H123ZM122 126V127H123ZM131 126H132V124H131ZM179 126V125H178ZM191 126H189V127H191ZM197 126V125H196ZM128 127V126H127ZM166 127V126H165ZM165 127H164V129H165ZM195 127V126H194ZM194 127H193V129H194ZM112 128V129H111ZM126 128V127H125ZM185 129L187 128V127H184ZM196 128V127H195ZM123 129V128H122ZM129 129H130V127H129ZM137 129V130H138ZM179 129V128H178ZM182 129V128H181ZM134 130V129H133ZM176 130H177V127H176ZM189 130V129H188ZM190 130H191V128H190ZM190 130H189V132H190ZM58 131V130H57ZM122 131V130H121ZM120 131V132H121ZM164 131V130H163ZM171 131V130H170ZM182 131V130H181ZM181 131H178V132H176V134L177 133H180ZM138 132V131H137ZM184 133H185V131H183ZM193 132H194V130H193ZM110 133V132H109ZM166 134H174L173 132H165ZM186 134V133H185ZM121 135V136H122ZM165 136H167V135H165ZM164 136V137H165ZM178 136V135H177ZM45 138H47V139H45V138H43L42 140L46 143V141H47V146L46 147H48L49 149H50V147H52V145H55V144H52V145H50L51 143H53V141L52 142H49L48 143V138L49 137H47V136H44ZM98 137H101V136H98ZM162 137H163V135H162ZM161 136H160V138H162ZM169 137V136H168ZM131 138V137H130ZM46 141H45V140ZM101 139V138H100ZM132 139H133V137L131 138V142H132ZM49 140H51V138H49ZM107 140V139H106ZM135 141V140H134ZM163 142V141H162ZM41 143V142H40ZM130 143V142H129ZM134 143H132V144H134ZM42 144V143H41ZM128 144V143H127ZM126 143H125V145H127ZM131 144V145H132ZM153 146H152V145ZM40 145V144H39ZM45 145V144H44ZM128 145H130V144H128ZM134 145V147H136ZM37 146V145H36ZM145 146V147H144ZM157 146V145H156ZM155 146V147H156ZM53 147H55V146H53ZM108 147V146H107ZM111 147V146H110ZM118 147V148H117ZM126 147V146H125ZM132 147V146H131ZM48 148H46V149H43V150H47ZM112 148V147H111ZM123 148V147H122ZM148 148H150V147H148ZM128 149H129V147H128ZM136 149V150H137ZM38 150H39V146H38ZM122 150V149H121ZM146 150V149H145ZM40 151V150H39ZM42 151V150H41ZM124 151V150H123ZM140 151V152H141ZM146 151H148V150H146ZM145 151V152H146ZM116 151H113V153H115ZM118 152V151H117ZM122 151H120V153H121ZM127 152H128V150H127ZM139 152V153H140ZM120 153H118V154H120ZM126 153V152H125ZM136 153H138V152H136ZM138 153V154H139ZM143 153V151L140 153V154H142ZM148 153H150V150H149V152ZM147 153V154H148ZM112 154V153H111ZM134 154H135V152H134ZM145 155H146V153H144ZM113 155V154H112ZM112 155L109 157V158H111L112 157ZM148 155H151L152 156V154H148ZM148 155H147V157L146 158H144L143 160H142V158L143 157H145V156H143V157H141V160L143 161V163L144 162H146V160L145 159H147L148 158ZM114 156H115V154H114ZM113 156V157H114ZM118 156V155H117ZM117 156H115V157H117ZM124 156V155H123ZM65 157V156H64ZM112 157V158H113ZM121 157H122V155H119L117 158H115L114 160L116 161V162H119V166L121 165L120 163L122 162V159H121ZM150 157V156H149ZM140 158V157H139ZM150 158H153V157H150ZM196 158V157H195ZM138 158H135V160H137ZM108 160H110V159H108ZM113 160V159H112ZM112 160L111 161H109V162H112ZM124 160V159H123ZM141 160H139L138 161V163H136L135 161L133 162V165H132V168H133V166L135 167V169L136 168H139V167H142V166H139L140 165V163H142V161ZM151 159H149V161H150ZM130 161V160H129ZM128 161V162H129ZM5 162V161H4ZM109 162H108V164H109ZM126 162V161H125ZM124 161H123V163L122 164H126ZM135 163L136 164H139L138 165V167H136V165H135ZM115 164V163H114ZM113 164V165H114ZM116 164V166H118ZM145 164V163H144ZM50 165H52V164H50ZM130 165V164H129ZM128 165V167H130ZM142 165V164H141ZM178 165H179V163H178ZM122 167H124L123 165H121ZM121 166H120V168H117L118 170H121ZM199 166V165H198ZM50 167V166H49ZM175 167V166H174ZM180 167V166H179ZM201 167V166H200ZM106 168H108V169H106V171L108 172V170H111L112 171V164H110L109 166L107 165V167ZM113 168H114V166H113ZM132 168H130L129 170L131 171V169ZM104 169H105V167H104ZM116 169V168H115ZM126 169H127V166H126ZM46 170V169H45ZM117 170V171H118ZM123 170H125V169H123ZM122 170V171H123ZM128 170V169H127ZM142 169L140 168V169H138V171L137 170H134L133 169V171L135 172V175H137V173L136 172H140ZM57 171V170H56ZM105 171V172H106ZM113 171H114V169H113ZM116 171V172H117ZM53 172V171H52ZM103 172V171H102ZM106 172V173H107ZM124 172V171H123ZM123 172H120V173H123ZM42 173V172H41ZM46 173L47 172H45V175H46ZM55 173V172H54ZM109 173H111V172H108V174ZM115 173V172H114ZM113 173V174H114ZM127 172H125V174H126ZM128 173L129 174H127V175H129V177L131 176V174L130 173H132L133 174V176L132 177H134V173L133 172H129L128 171ZM103 174H104V172H103ZM112 174V175H113ZM117 174V173H116ZM124 174V173H123ZM56 175V174H55ZM53 175L55 178L58 176V178H61V179H63L64 180V177L65 176H67V175H65V173L63 174L64 175V177H63V175H61L62 177H60L59 175ZM142 175V174H141ZM151 175V174H150ZM155 175V174H154ZM47 176V175H46ZM103 176V175H102ZM110 176V175H109ZM115 176H117V175H115ZM126 176V175H125ZM138 176H139V174H138ZM111 177V176H110ZM140 177V176H139ZM138 177V178H139ZM53 178V177H52ZM105 178V177H104ZM135 178H137V177H135ZM60 179V180H61ZM67 178L65 177V180H66ZM110 179V178H109ZM128 179L129 178H127L126 180L128 181ZM57 180V179H56ZM63 180H62V182H63ZM67 180H69V179H67ZM107 180H108V177H107ZM112 180V179H111ZM131 180V179H130ZM134 180H136V179H134ZM140 180V179H139ZM113 181V180H112ZM137 181H138V179H137ZM60 181H58V183H59ZM66 182V181H65ZM124 182V181H123ZM130 182V181H129ZM140 182V181H139ZM144 182H145V180H144ZM76 184L75 185H77V182H75ZM124 183H126V182H124ZM237 184V187L238 188H236V190H235V194L236 193H241V195H242V190H240L241 188L240 187H242V189L244 188L243 186H240V181H239V179H237V182H236ZM238 183H239V185H238ZM64 184H66V183H61L60 184V186H59V184H57V186H59V187H61V189H63V187H66V185L65 186H63ZM72 184V183H71ZM127 184V183H126ZM139 184V183H138ZM146 183H144L143 185V187H145V188H140V190L139 191H141V192H143V190H145V189H147V187H146V185H145ZM75 185H73V187L74 188H77L78 186H75ZM78 185H80L79 183H78ZM135 185V184H134ZM133 185V186H134ZM137 185V184H136ZM140 185V184H139ZM54 187V189H56V188H58L57 186H55V185H53ZM63 186V187H62ZM81 186V185H80ZM94 186V185H93ZM92 186V187H93ZM56 187V188H55ZM72 186H71V188H73ZM139 187H141V186H139ZM52 187L50 188L49 187V189H51V191H52V189H53ZM81 188H83L82 186H81ZM134 188H135V186H134ZM137 188L138 187H136V189H135V191H137ZM240 188V189H239ZM59 189V190H58ZM58 189H56V192L58 193V194H62L63 195V192L65 191V197L66 198H70V196H71V194L72 193H70L69 194V192L70 191H72L71 189L69 190V192H68V195H67V193H66V190H65V188L63 189V190H61L60 188H58ZM69 189V188H68ZM79 189H80V187H79ZM85 189V187L83 188V189H80L81 191L82 190H84ZM97 189V188H96ZM95 189V190H96ZM115 189V188H114ZM150 189V188H149ZM61 190V193H59L58 191H60ZM75 190V189H74ZM80 190H79V194H83V192H81L80 193ZM131 190H134V189H131ZM244 190H245V188H244ZM243 190V191H244ZM84 191H86V190H84ZM88 191V190H87ZM54 192H55V190H54ZM98 192V191H97ZM133 192V191H132ZM85 193V192H84ZM144 193V192H143ZM74 194H75V192H74ZM131 194H133V193H131ZM136 194H137V192H136ZM136 194H133V199H132V197H131V199L135 202V200H136V202H138L137 200V197L135 198L134 196L136 195ZM141 194V193H140ZM237 194V195H238ZM70 195V196H69ZM75 195H77V192H76V194ZM144 195V196H143ZM145 195L148 197L149 195H147V194H142V196L143 197H145ZM244 195V194H243ZM102 196V195H101ZM104 196V195H103ZM139 196H141V195H139ZM138 196V197H139ZM60 197V200L61 199H63L64 197L63 196H59ZM62 197V198H61ZM73 198L75 197V196H72ZM71 197V198H72ZM77 197V196H76ZM146 197V198H147ZM66 198H64V199H66ZM78 198V197H77ZM134 198H135V200H134ZM139 198H141V197H139ZM145 198V199H146ZM145 199L143 198V201H145ZM147 199H149V198H147ZM151 199V198H150ZM57 200V199H56ZM59 200V199H58ZM59 200V201H60ZM69 199H67L66 201H68ZM130 200V199H129ZM132 200H130V201H132ZM140 200V199H139ZM160 200H162V198L161 199H158V201H160ZM62 201V200H61ZM64 201V200H63ZM70 201V200H69ZM58 202V201H57ZM65 202V201H64ZM135 202V203H136ZM147 202H148V200H147ZM147 202L145 203L146 205H147ZM161 202V201H160ZM173 202V201H172ZM60 203V202H59ZM71 203V202H70ZM70 203H69V205H70ZM131 203V202H130ZM130 203H129V205H130ZM144 203V202H143ZM143 203H142V205H143ZM149 203V202H148ZM150 204V203H149ZM156 204V203H155ZM157 204H159V206H160V203H157ZM65 207H64V206ZM62 206L64 207V208H66V205L65 204H63ZM127 205H128V203H127ZM126 205V206H127ZM138 205H140V204H138ZM137 206L136 207V210H145L146 208L145 207H143V206H145V205H143V206ZM151 205V204H150ZM162 205V204H161ZM97 206L98 205H96V208H97ZM131 206H133V204L131 203ZM131 206H129V207H131ZM148 206V205H147ZM158 206V207H159ZM93 207H95V206H93ZM92 207V208H93ZM128 207V208H129ZM162 208H163V206H161ZM161 207L159 208V209H161ZM96 208H94V209H96ZM134 208V207H133ZM143 208H145V209H143ZM68 209V208H67ZM149 209H150V206H149V208H148V210L147 211H149ZM164 209V208H163ZM162 209V210H163ZM55 210V209H54ZM58 210V209H57ZM93 210V209H92ZM97 210V209H96ZM95 210V212H97L96 214H101V211L99 212V209H98V211H96ZM110 210V209H109ZM127 210V209H126ZM131 210L133 211V210H135V209H132V208H130V213L132 214L131 216H133V213L131 212ZM136 210H135V212H136ZM157 210V209H156ZM165 210V209H164ZM66 211V210H65ZM64 211V212H65ZM104 211V210H103ZM146 211V212H147ZM57 212V211H56ZM105 214H108V212L109 211H107L106 209H105ZM151 212V211H150ZM149 212V213H150ZM165 212V211H164ZM27 213V212H26ZM32 213H33V211H32ZM31 213V216L33 215ZM38 213V212H37ZM60 213V212H59ZM94 213V212H93ZM126 213H128L129 214V211L128 212H124V214H123V218L116 224V226L114 227V228H112L111 230H109V232L107 233V236H106V238L104 239V241H103V243H102V245L103 246H101V248H107L108 250L111 248H113L115 251H114V254H113V256H112V261H111V263L112 264H117L118 262H124V260L128 263V262H131V263H133V264H151L152 262L151 261H153V260H150L149 258H150V256H149V251L147 250V251H144V249H139L138 250V248H137V246L138 245H141V244H143V242H144V240H145V234H144V232L147 230H150V220H149V217L145 214V212L142 214V219H141V215H139L140 216V224H139V226H138V220L137 221H130L131 222V227L129 228V224H128V222L126 221V216H128V214H126ZM156 214H158L159 215V213H158V211L157 212H155ZM167 213V212H166ZM165 213V214H166ZM51 214H53V213H51ZM55 214V213H54ZM53 214V215H54ZM95 214V213H94ZM110 214V213H109ZM108 214V215H109ZM135 214V213H134ZM164 214V215H165ZM34 215H35V213H34ZM57 215V214H56ZM60 215V214H59ZM138 215V214H137ZM136 215V216H137ZM164 215H163V217H164ZM63 216V215H62ZM130 216V215H129ZM128 216V217H129ZM130 216V217H131ZM232 217H231V219H230V223L229 224H231V225H234V224H236L237 222H236V220H237V217H236V215L234 214H232L231 215ZM25 217V216H24ZM27 217H28V215H27ZM34 217H36V215L34 216ZM39 217V216H38ZM54 217V216H53ZM134 217V216H133ZM158 217V216H157ZM156 217V218H157ZM162 217V218H163ZM33 218V216L31 217V219ZM37 218V217H36ZM57 218L58 217H56V219L54 220L53 218V220L54 221H56V223H57ZM121 218V217H120ZM162 218H161V220H162ZM239 218V217H238ZM34 219V218H33ZM38 219H40V218H37L36 219V221H35V219H34V221L37 223V225H38V223L40 222V221H37ZM59 219V218H58ZM62 219V218H61ZM118 219V218H117ZM130 219H132V218H130ZM137 219V218H136ZM101 220H103V219H101ZM109 220V219H108ZM107 220V221H108ZM133 220V219H132ZM157 220H158V218H157ZM156 220V221H157ZM160 220V221H161ZM33 221V220H32ZM59 221V220H58ZM91 221V224L92 223H94L95 224V222H96V220L95 221H93V220H90ZM89 221V222H90ZM93 221V222H92ZM99 221V220H98ZM98 221L96 222V223H98ZM163 221V220H162ZM27 222H29L28 220L26 221V224H27ZM34 222V223H35ZM115 222V221H114ZM35 223V224H36ZM55 223V224H56ZM25 224V219H22L21 221H20V231L22 230V227L23 228H25V226H28V224L26 225ZM88 224V223H87ZM160 223H157V225H159ZM161 224H162V222H161ZM238 224V223H237ZM236 224V225H237ZM100 225V226H99ZM152 225V224H151ZM156 225V226H157ZM230 225V226H231ZM30 226H32V224H30L28 227L30 228ZM95 226V225H94ZM98 227H100V231H99V229H97L98 230V232L96 231V233H98V234H95V233H91V234H93V235H95V237L96 236H98L99 235V233H101V232H103V231H105V228H106V221L105 220H103V221H101V222H99L98 223V225H97ZM114 226V225H113ZM153 226H155V225H153ZM33 227V226H32ZM87 227V226H86ZM159 227V226H158ZM232 227V226H231ZM18 228H17V230H18ZM83 228H84V226H83ZM157 228V227H156ZM155 227H154V229H156ZM27 229V230H26ZM87 229V228H86ZM85 228H84V230H86ZM90 229H93V226H92V228H90ZM151 229H153V228H151ZM231 229V228H230ZM28 231V228H25L24 229V231ZM50 230V229H49ZM94 230H96L95 228L93 229V231ZM26 231H25V233H26ZM147 231L145 232V233H147ZM156 231H158L157 229H156ZM30 232V231H29ZM95 232V231H94ZM149 232H151L152 233V231L150 230ZM148 232V233H149ZM155 232V231H154ZM159 232V231H158ZM157 232V233H158ZM28 233V232H27ZM150 233V234H151ZM156 233V232H155ZM15 234V233H14ZM18 234H20V233H18ZM21 234L23 235L24 233H22L21 232ZM82 234V233H81ZM149 234V235H150ZM158 234H160V233H158ZM26 235H28V234H26ZM84 235V234H83ZM83 235H80L79 237L80 238H82V236ZM156 235V234H155ZM19 236V235H18ZM29 236V235H28ZM84 236H86V235H84ZM90 236H92V235H90ZM127 236L129 237V238H127ZM146 236H148L147 234H146ZM151 236H152V234H151ZM150 236V237H151ZM158 236V235H157ZM242 236V235H241ZM23 237V236H22ZM78 237V236H77ZM94 237V238H95ZM89 238H91V237H89ZM93 238V239H94ZM152 238V237H151ZM151 238H149V239H151ZM155 238L157 239V238H159V236L158 237H156L155 236ZM20 239H22L21 237H20ZM83 239V238H82ZM96 239V238H95ZM94 239V240H95ZM100 239V238H99ZM127 239H129V240H127ZM147 239V238H146ZM153 239H154V234H153ZM160 239V238H159ZM159 239H157L156 241H158ZM76 240H77V238H76ZM226 240V239H225ZM73 241H74V239H73ZM77 241H79V240H77ZM77 241H75V242H77ZM84 241H86V239L84 238ZM83 241V242H84ZM147 241V240H146ZM149 242H150V240H148ZM155 241V242H156ZM82 242V241H81ZM88 242V241H87ZM89 242H91V241H89ZM6 243V242H5ZM79 243V242H78ZM93 243V242H92ZM132 243H134L135 244V249H133L132 248ZM77 244V243H76ZM90 244V243H89ZM145 244H148L147 242L145 243L144 242V245L143 246H145ZM153 244V243H152ZM228 244V243H227ZM96 245V244H95ZM101 245V244H100ZM123 246H125V252L124 251H122V252H124V254H125V256L126 257H124L123 256V254L122 255H120L118 252H121V250L123 249ZM142 246V247H143ZM154 246L156 247V249H158V246L159 245H155L154 244ZM153 246V247H154ZM140 247V246H139ZM151 247V246H150ZM100 248V249H101ZM141 248V247H140ZM146 248V247H145ZM133 249V250H132ZM159 249H160V247H159ZM105 250V249H104ZM124 250V249H123ZM103 251V250H102ZM110 251V250H109ZM112 251V250H111ZM140 251V252H139ZM121 252V253H122ZM236 252V251H235ZM3 253V252H2ZM98 253H100V250H99V252ZM102 253L103 252H101L100 254H99V257L102 255ZM110 253V252H109ZM112 253V252H111ZM130 253H132V260H131V258H130V260H129V256L131 255ZM227 253H229V252H227ZM86 255V256H88V258H89V260L90 261H92L94 258H95V255H94V252H93V250H92V248H91V246H89V248H87L86 250H85V252L83 253V255ZM150 254H151V252H150ZM232 254V253H231ZM110 255V254H109ZM161 255V254H160ZM107 256V255H106ZM230 256V255H229ZM232 256V255H231ZM131 257V256H130ZM152 257H153V255H152ZM86 258V257H85ZM108 258V257H107ZM182 258V257H181ZM101 259H103V255L101 256ZM110 259V258H109ZM152 259V258H151ZM153 259H155V258H153ZM77 260V259H76ZM76 260H71V261H76ZM104 260V259H103ZM180 260V259H179ZM233 260V259H232ZM231 260V261H232ZM243 260V259H242ZM85 261H86V259H85ZM102 261V260H101ZM108 261V260H107ZM245 261V260H244ZM73 262H72V264H73ZM103 262H106V261H103ZM180 262V261H179ZM236 263H232L231 262V264H237V261H235ZM242 262V261H241ZM71 263V262H70ZM69 263V264H70ZM74 263H76V262H74ZM91 263V262H90ZM89 263V264H90ZM110 263V262H109ZM125 263V262H124ZM130 263V264H131ZM154 263V262H153ZM170 263V262H169ZM240 263V262H239ZM121 264V263H120ZM129 264V263H128ZM167 264H168V261H167ZM257 264V263H256Z\"/></svg>", "mask_w": 264, "mask_h": 264}, {"label": "trees", "instance_id": "obj_3", "mask_svg": "<svg viewBox=\"0 0 264 264\" xmlns=\"http://www.w3.org/2000/svg\"><path fill=\"white\" fill-rule=\"evenodd\" d=\"M27 7V11L38 21L50 25V30L59 36L71 35V12L74 5L71 0H19Z\"/></svg>", "mask_w": 264, "mask_h": 264}, {"label": "built area", "instance_id": "obj_4", "mask_svg": "<svg viewBox=\"0 0 264 264\" xmlns=\"http://www.w3.org/2000/svg\"><path fill=\"white\" fill-rule=\"evenodd\" d=\"M71 2H72V0H71ZM73 3V2H72ZM77 12V7L74 9V11H73V14H72V16L74 15V18H75V20H74V22H73V24H72V31H74V24H75V21H76V17H75V13ZM94 105H90L89 106V108L91 109L92 107H93Z\"/></svg>", "mask_w": 264, "mask_h": 264}]
</instances>
